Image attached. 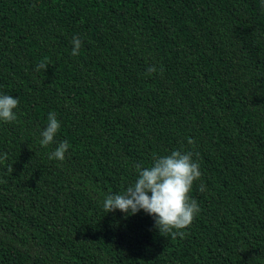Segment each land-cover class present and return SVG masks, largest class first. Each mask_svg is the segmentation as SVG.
<instances>
[{
  "label": "trees",
  "instance_id": "obj_1",
  "mask_svg": "<svg viewBox=\"0 0 264 264\" xmlns=\"http://www.w3.org/2000/svg\"><path fill=\"white\" fill-rule=\"evenodd\" d=\"M0 95L19 99L0 121V264H264L261 0H0ZM177 149L202 172L185 238L105 212L137 162Z\"/></svg>",
  "mask_w": 264,
  "mask_h": 264
},
{
  "label": "clouds",
  "instance_id": "obj_2",
  "mask_svg": "<svg viewBox=\"0 0 264 264\" xmlns=\"http://www.w3.org/2000/svg\"><path fill=\"white\" fill-rule=\"evenodd\" d=\"M264 7V0H261ZM82 47L79 36L72 38V56H78ZM49 65L41 61L37 71L46 70ZM161 73L163 69H160ZM157 72V68L149 66L146 75ZM19 105V99L11 95H0V121L11 123L17 120L14 111ZM60 122L55 112L47 115V125L40 132L39 141L42 147L55 144V137L60 130ZM193 138H187L188 145H195ZM69 149L67 140L60 141L55 149L48 154L49 160L63 161ZM197 159H193V157ZM199 153L177 149L166 155H154L152 163L144 166L142 162L135 164L137 177L125 191L119 194H108L103 200L105 212L119 210L127 215H135L140 211L151 216L158 233L170 236L172 239L186 237V229L190 228L201 209L190 195L192 187L200 180L202 172L199 163ZM5 153L0 161L6 160ZM8 171L12 172L10 165ZM200 191H204L203 184Z\"/></svg>",
  "mask_w": 264,
  "mask_h": 264
}]
</instances>
